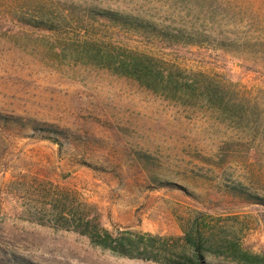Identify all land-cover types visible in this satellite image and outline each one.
Returning <instances> with one entry per match:
<instances>
[{
  "label": "rangeland",
  "instance_id": "obj_1",
  "mask_svg": "<svg viewBox=\"0 0 264 264\" xmlns=\"http://www.w3.org/2000/svg\"><path fill=\"white\" fill-rule=\"evenodd\" d=\"M93 7L165 33L94 20ZM42 12L55 30L23 23ZM99 48L205 77L222 99L158 95L100 66ZM0 111L70 135L0 131V264H161L93 245L71 208L167 247L203 223L209 264H264V207L229 193L264 198V0H0Z\"/></svg>",
  "mask_w": 264,
  "mask_h": 264
},
{
  "label": "trees",
  "instance_id": "obj_2",
  "mask_svg": "<svg viewBox=\"0 0 264 264\" xmlns=\"http://www.w3.org/2000/svg\"><path fill=\"white\" fill-rule=\"evenodd\" d=\"M88 11V15L94 20L108 21L138 35L162 36L165 33L164 30L158 28L155 24L139 17L123 15L98 7L90 8ZM70 16L74 18V15ZM55 20L57 18L48 16V14L42 12L38 17L23 23L30 27L53 31L57 27ZM114 51L115 53L110 54L107 53L108 51L106 53L102 52L99 48V65L110 68L114 73L122 77L139 82L142 86L158 95L177 100V94L182 93L192 96L197 93V95L207 96L211 107H214L215 99H222L219 96V91L213 84L201 81L205 77L201 79L199 78L201 77L200 75H194L191 78H179L172 71L165 72L160 67L158 60H155L153 57L143 56L123 49H116ZM183 103L187 104L188 102ZM17 130L20 132L32 130L42 135L43 139L50 140L58 145H62V139H67L70 136L67 130L53 124L0 111V131L14 135L16 134L14 131ZM164 185L173 184L168 183ZM229 193L243 199L249 204L264 207L263 197L251 194L243 187H234ZM69 213L72 222L75 223V230L78 233L87 236L93 245L118 256L154 261L161 264H209L203 245V223L195 224L192 227L193 233L186 231L183 237L172 238L174 240L172 247H167L166 244L169 239L151 234L132 233L130 231H122L114 235L111 231L101 226L98 217L92 218L86 212L83 214V210L75 208H71ZM65 219L67 220L65 222L70 224L68 222L70 220L68 218ZM249 257L259 259L258 256L254 255Z\"/></svg>",
  "mask_w": 264,
  "mask_h": 264
}]
</instances>
